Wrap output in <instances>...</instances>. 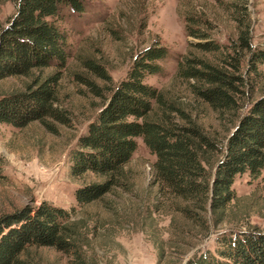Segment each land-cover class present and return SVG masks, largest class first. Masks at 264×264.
<instances>
[{
  "label": "trees",
  "instance_id": "16d2710c",
  "mask_svg": "<svg viewBox=\"0 0 264 264\" xmlns=\"http://www.w3.org/2000/svg\"><path fill=\"white\" fill-rule=\"evenodd\" d=\"M11 1L15 13L0 23V80H30L23 90L0 94V123L21 128L37 121L56 133V122L72 124V111L59 100L71 56L62 10L84 12L86 3ZM217 1L234 22L235 38L227 43L212 37L215 27L202 13L184 14L186 33L196 41H189L175 78L191 102L145 81L162 74L168 55L162 44L139 51L116 83L96 58L75 56L86 72H75V81L102 99L69 153V174L81 180L76 204L65 208L42 200L1 213L0 264H45L37 253L45 247L66 254L69 264H100L97 255L103 259L117 246L120 230L145 232L146 220L160 214L169 217V231L166 240H153L158 264L169 256L167 248L175 255L191 251L185 264H264V229L237 225L232 214L236 175L256 178L264 170V93L252 98L264 46L252 43L248 0ZM49 67L54 71L46 74ZM201 105L212 112L215 128L195 118ZM138 138L155 155L152 197L150 186L135 189L129 167ZM224 222L237 226L220 228ZM213 232V250L201 247Z\"/></svg>",
  "mask_w": 264,
  "mask_h": 264
},
{
  "label": "rangeland",
  "instance_id": "374dc122",
  "mask_svg": "<svg viewBox=\"0 0 264 264\" xmlns=\"http://www.w3.org/2000/svg\"><path fill=\"white\" fill-rule=\"evenodd\" d=\"M84 1V12H75L66 7L62 10L60 22L68 33L71 56L60 80L59 100L61 107L72 111V124L66 126L56 122L57 132L54 133L37 121L21 128L0 123V214L25 204L37 205L42 200L65 208L76 204L74 193L81 180L69 174V153L78 135L84 131L87 120L102 103V99L93 97L85 85L75 81V72H85L78 65L76 55H89L99 60L116 83L126 77L139 51L152 43L162 44L168 50L166 59L161 61L162 74L147 76L145 81L165 89L169 95L181 93L186 97L182 101L191 102V96L180 91L184 88H180L175 78L177 63L187 53L189 41H196L186 33L184 14L196 11L202 13L215 27L211 35L219 42L227 43L229 38H235L234 22L217 0ZM248 5L252 43L264 46V0H248ZM14 13L15 6L11 0H0V23L5 24ZM52 71L53 67L44 69L46 74ZM91 77L100 85L103 84L98 78ZM29 80L24 76L4 78L0 80V94L23 90ZM252 81L255 88L252 98H256L264 93V65L262 76ZM248 97L250 100L251 94ZM203 107L197 108V112L194 110L197 113L195 118L197 116L209 128H215L216 120L212 112ZM137 143L129 167L136 183L135 189L142 191L150 186L155 155L141 138L137 139ZM150 188L149 195L152 197L156 187L152 185ZM233 189L237 195L232 209L234 223L264 229V170L256 178L247 173L236 175ZM146 222L150 226L144 228L145 232L130 228L120 230L116 238L117 246H112L103 259L97 255L100 264H158L153 240H158L160 236L163 240L168 238L169 217L160 214L151 223L150 220ZM237 225L224 222L220 228ZM217 233L213 232L202 240L200 246L213 250ZM174 251L173 248H167L169 256L161 264H185L191 254L190 251L175 255ZM37 253L45 264H69V257L54 248H41Z\"/></svg>",
  "mask_w": 264,
  "mask_h": 264
}]
</instances>
